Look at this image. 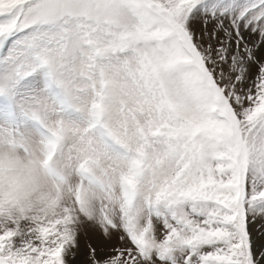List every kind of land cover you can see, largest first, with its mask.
<instances>
[{"label": "snow or ice", "instance_id": "1", "mask_svg": "<svg viewBox=\"0 0 264 264\" xmlns=\"http://www.w3.org/2000/svg\"><path fill=\"white\" fill-rule=\"evenodd\" d=\"M0 264H264V0H0Z\"/></svg>", "mask_w": 264, "mask_h": 264}, {"label": "rangeland", "instance_id": "2", "mask_svg": "<svg viewBox=\"0 0 264 264\" xmlns=\"http://www.w3.org/2000/svg\"><path fill=\"white\" fill-rule=\"evenodd\" d=\"M262 222H257L253 225L254 232H258L260 230V225Z\"/></svg>", "mask_w": 264, "mask_h": 264}]
</instances>
